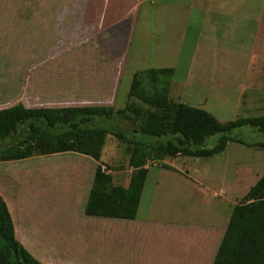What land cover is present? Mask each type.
Listing matches in <instances>:
<instances>
[{"label":"rangeland","instance_id":"rangeland-1","mask_svg":"<svg viewBox=\"0 0 264 264\" xmlns=\"http://www.w3.org/2000/svg\"><path fill=\"white\" fill-rule=\"evenodd\" d=\"M191 2L145 0L123 42L119 32L113 34L115 43L126 46L122 56L87 28L79 36L70 31L74 38L59 46L50 40L49 54L40 56L36 45L24 40L38 29L32 32L25 23L30 18L17 16L106 13L107 2L100 9L99 2L89 0H0V110L17 104L106 107L117 120L130 104L144 108L129 92L136 72L172 68L173 102L202 109L223 125L263 116L264 0H196L192 13L171 7L184 11ZM117 122L128 136L133 124ZM236 135L245 143H264V134L254 129ZM147 155L108 135L96 160L77 153L34 152L21 160L0 161V197L16 239L41 264H93V257L104 254L92 236L103 233L104 224L85 214L92 186L127 189L131 178L144 170L138 218L185 215L204 226L212 219L221 226L236 206L248 204L244 195L264 175L262 147L228 143L222 154L206 159L178 155L153 160ZM216 237L204 249V264L213 263L222 232Z\"/></svg>","mask_w":264,"mask_h":264},{"label":"trees","instance_id":"trees-1","mask_svg":"<svg viewBox=\"0 0 264 264\" xmlns=\"http://www.w3.org/2000/svg\"><path fill=\"white\" fill-rule=\"evenodd\" d=\"M172 68L148 69L133 75L130 94L144 108L134 104L115 119L111 108L64 107L26 108L21 104L0 110V161L21 160L34 152L77 153L98 159L108 135L131 143L153 160L178 155L211 158L222 154L228 143L262 147L236 138L242 129L264 134V115L219 123L208 112L173 102L169 98ZM133 124L131 133L120 131L118 120ZM20 139L1 146L10 138ZM216 138L211 146L208 141ZM145 154V153H144ZM147 155V156H148ZM146 172L131 178L127 189L92 186L85 214L92 217L131 220L135 218ZM229 217L212 264H264V175L244 195ZM250 202V203H249ZM0 264H41L16 239L6 203L0 197Z\"/></svg>","mask_w":264,"mask_h":264},{"label":"crops","instance_id":"crops-1","mask_svg":"<svg viewBox=\"0 0 264 264\" xmlns=\"http://www.w3.org/2000/svg\"><path fill=\"white\" fill-rule=\"evenodd\" d=\"M89 1L99 2L100 9L102 1L107 2L106 13H33L32 16L24 13V15L17 16V18H30L25 23L29 24L32 32L34 29H38L34 35L27 34L24 40L25 38L30 39L31 47L36 45L34 48L36 55L45 56L51 49L48 47L50 40L55 42L54 45L59 46L65 40H72L73 35H81L87 28L95 34H100L101 39L108 42L106 45L109 49L114 50L115 48L116 55H123L126 46L122 49L123 45L115 43L113 34L119 32L120 42H123L122 35L124 33L128 35L131 18L140 10L145 0ZM195 3L196 0H192L185 6L184 11L178 10L175 4L171 7L175 12L181 10L180 12L187 11L189 13L190 10L192 13ZM202 13H204V9H202ZM72 30L74 34L70 35ZM121 73L122 70L119 79ZM139 205L140 201L135 218L131 220L97 218L98 223L104 224V227L101 226L104 232L93 235L92 239L95 242L99 241V248L104 255L95 256L90 262L93 264L98 262L100 264H204V249H209L214 244L217 240L216 236L220 232L224 235L229 221L228 219L226 224L222 223L221 226H218L212 219L204 226V222H194L185 215L165 217L163 220L154 216L140 219L138 218ZM89 218L96 217L90 216Z\"/></svg>","mask_w":264,"mask_h":264}]
</instances>
